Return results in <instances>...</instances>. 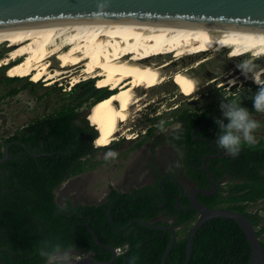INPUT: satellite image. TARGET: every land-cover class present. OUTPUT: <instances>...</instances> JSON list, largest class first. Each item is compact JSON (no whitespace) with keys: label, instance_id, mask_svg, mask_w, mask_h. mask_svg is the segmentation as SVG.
<instances>
[{"label":"trees","instance_id":"1","mask_svg":"<svg viewBox=\"0 0 264 264\" xmlns=\"http://www.w3.org/2000/svg\"><path fill=\"white\" fill-rule=\"evenodd\" d=\"M13 76L24 75L17 73L11 78ZM230 87L229 98L235 86ZM98 90L91 81L80 88L74 105L72 102L63 105L0 141V156L4 155L6 147L8 154L0 163V258L3 264H45L38 248L46 240L71 246L77 255L89 254L99 261L109 260L111 251L98 245L91 231L101 243L115 250L111 264H129L134 256L138 257L135 264H160L172 234L155 225L173 228L176 235L164 264H184L189 229L199 212L175 206L177 197L180 207L189 204V190L184 187L181 194L176 180L183 185L179 177L183 175L193 183L192 188L210 187L201 161L208 154L217 155L218 148L209 141L217 139L218 129L210 132L209 121H204L206 111L181 110L174 116L181 125L171 137L179 160L168 172H160L152 163L155 171L152 183L129 191L110 187L99 203L68 201L61 205L55 199L56 188L68 178L92 168L89 156L97 150L109 149L105 145L94 147L93 141L100 131L88 123L90 120L87 121L85 113L76 109L84 96L93 91L90 94L95 96ZM256 91L241 94L240 98H246L244 105L251 101L253 109L252 97ZM14 92L15 89L11 91ZM110 93L108 88L106 93L94 97L88 107ZM14 139L19 143L9 144ZM159 139L158 136L157 143ZM117 145L113 144L111 149ZM205 164L216 189L211 195L197 193L195 199L210 208L230 209L247 216L264 254V242L260 239L264 226L258 227V216L247 209L252 203L264 200V145H242L237 157L221 149L219 156L206 159ZM161 178L162 195L158 188ZM249 258V245L240 226L232 219L215 217L196 230L186 264H247Z\"/></svg>","mask_w":264,"mask_h":264},{"label":"rangeland","instance_id":"2","mask_svg":"<svg viewBox=\"0 0 264 264\" xmlns=\"http://www.w3.org/2000/svg\"><path fill=\"white\" fill-rule=\"evenodd\" d=\"M149 43L136 48L129 55L156 64L167 63L168 65L160 69L165 79L159 84L148 81L135 90L134 94L140 97V100L131 107L127 120L121 124V132L112 140L116 141L123 136V140L112 149L118 153V157L106 161L104 156L108 150L104 148L89 156L92 168L68 178L56 188L57 203L61 205L68 201L72 204L99 203L104 200L110 187L119 191H129L133 187L152 183L154 177L151 174V157L154 165L162 173L168 172L170 167L178 162L177 151L162 146L161 141L157 143L154 152L150 149L149 139L160 132L162 120L173 117L175 124L174 116L181 110L201 109L211 104L220 107L222 101L230 100L229 92L232 89L230 86L233 85L236 87L233 91L254 90L250 89V86L258 85L253 83V75L264 68V48L256 49L225 43L213 45L201 52L195 48L196 41L162 45L158 48H149ZM22 44H24L22 41L13 38L0 45V59L4 57L10 61L0 65V141L15 129L29 124L38 117L48 116L70 102L74 105L77 102L75 96L81 86H84L81 85L84 82L86 84L93 82V86L99 89L95 94L104 92L103 89L108 91V88H99L96 78L84 79L71 86L70 79L56 80L49 85L48 82L37 81L26 75V78L14 83L16 92L10 94L9 86L1 84V81L3 74L12 75L9 71L10 66L14 59H18L17 51ZM51 61L53 65L62 67L77 64L67 50ZM244 63L252 66L254 73L244 74L238 67ZM179 71L193 78L196 84L194 91L182 81L178 75ZM260 78L264 80V72L260 74ZM90 93L76 106L78 111L87 114V110L92 108L93 105L88 107L93 99ZM254 119L261 125L254 133L258 141L264 138V114H256ZM152 122L158 127L145 137L143 133L146 126ZM88 123L93 125L91 121ZM140 140H143L142 143L135 147V143ZM97 141L98 139L94 141V147H102L103 144H98ZM112 141L105 147H110ZM179 177L184 187L189 190L192 185L187 178L183 175ZM247 209L256 212L259 218L258 227L264 226V200L252 203ZM260 239L264 242V235H261ZM80 256L83 255H77L73 251L70 253L71 261Z\"/></svg>","mask_w":264,"mask_h":264},{"label":"bare ground","instance_id":"3","mask_svg":"<svg viewBox=\"0 0 264 264\" xmlns=\"http://www.w3.org/2000/svg\"><path fill=\"white\" fill-rule=\"evenodd\" d=\"M13 38L24 44L17 51L18 59L13 60L11 74L30 75L49 85L56 80L70 79L69 85L75 86L88 78H96L100 87L109 85L111 93L93 104L87 115V119L100 131L97 139L107 140V143H100L103 145H109L121 132V124L127 120L129 110L140 100L134 94L135 90L148 81L159 84L165 79L160 69L168 64L130 56L136 48L149 42V48H158L193 41H196V50L201 52L225 43L264 48L263 30L157 21L54 23L0 29V45ZM65 50L77 64L66 67L53 65L51 59ZM9 62L7 58L0 59V65ZM263 72L264 68H261L256 73ZM178 75L190 90H195L192 77L182 71Z\"/></svg>","mask_w":264,"mask_h":264},{"label":"water","instance_id":"4","mask_svg":"<svg viewBox=\"0 0 264 264\" xmlns=\"http://www.w3.org/2000/svg\"><path fill=\"white\" fill-rule=\"evenodd\" d=\"M94 21H157L264 31V0H0V29ZM89 110L90 108L87 110L86 119ZM215 156L218 154H208L201 161L210 187L189 189V204L185 208L180 207L178 197L175 201L178 209H194L199 212L196 221L189 229L184 264L189 260L196 230L215 217L232 219L240 226L249 245L250 258L247 264H264L263 247L255 228L245 215L230 209L210 208L195 199L197 193L211 195L215 192L216 183L205 164L206 159ZM7 157L6 147L4 155L0 156V163ZM162 181L163 178L158 185L160 195H162ZM176 182L180 193H184V186L179 181ZM142 222L147 226H154L150 222ZM154 227L166 228L172 234L160 262L164 264L175 243V231L163 225ZM91 233L98 245L111 251L112 257L107 261H99L87 254L77 257L71 261V264H111L115 259V250L101 243L94 231ZM0 264H3L1 258Z\"/></svg>","mask_w":264,"mask_h":264},{"label":"clouds","instance_id":"5","mask_svg":"<svg viewBox=\"0 0 264 264\" xmlns=\"http://www.w3.org/2000/svg\"><path fill=\"white\" fill-rule=\"evenodd\" d=\"M238 67L244 74L254 73V68L247 63L238 65ZM252 81L258 85V90L252 97L253 109L257 113L264 114V80H261L259 73H254ZM220 109L223 118L215 120L219 128L216 143L228 155L237 157L242 150V145L257 143L254 133L260 128V122L254 119L249 109L241 106V103L236 99L222 101ZM176 127H180V125ZM117 157L116 151L109 150L105 153L104 159L109 161L115 160ZM71 251V246H65L58 241H43L38 248V253L45 260V264H71ZM137 259L138 257H132L129 264H135Z\"/></svg>","mask_w":264,"mask_h":264},{"label":"flooded vegetation","instance_id":"6","mask_svg":"<svg viewBox=\"0 0 264 264\" xmlns=\"http://www.w3.org/2000/svg\"><path fill=\"white\" fill-rule=\"evenodd\" d=\"M6 65H8V64H6ZM12 65H13V61H12V63H11V66H10V68L12 67ZM9 67V66H8ZM8 67H7V69H8ZM10 71V70H9ZM3 73H4V71H2ZM7 74H8V72H7ZM11 74V73H10ZM13 75V74H12ZM8 77H10V78H8ZM22 78H26V77H12L11 78V75H9L8 74V76H4V74H3V81H1V84L3 83V84H7L8 86H9V88H10V94H12L11 93V91L12 90H16V88L14 87V83L15 82H19V81H21V79ZM34 83V82H33ZM81 85H87L85 82L84 83H82ZM81 88H83V86H81ZM224 88V87H223ZM235 88L236 87H234V90H235ZM111 89V88H110ZM250 89H254L255 91L256 90H258V87H254L253 85H251L250 86ZM104 90V92H101V93H98V94H96L95 96L94 95H92V97L91 98H94V97H97V96H100L101 94H104V93H106V89H103ZM112 90V89H111ZM111 90H109V91H111ZM254 90H244V91H233L232 93H231V97H230V100H232V99H236V100H238L240 103H241V106H244V107H246V108H248L249 109V111L252 113V115H253V118L255 117V115L256 114H259V113H257V112H255V111H253V109H252V103H251V101H248L247 102V104L245 103V105H244V102L246 101V98L245 97H242V98H240V96H241V94L243 93V92H248L249 94H252V92L254 91ZM113 91H115L114 89H113ZM112 91V92H113ZM91 93H93V92H91ZM137 104V103H136ZM213 105L211 104V105H208V106H206L205 108H201V109H199L198 110V112L199 113H201V112H204V111H206L207 112V116L205 117V119H204V121H209V124H208V127H210V132H215L216 131V129H218V132H217V135H219V128H218V125L215 123V120L217 119V118H221V116H222V112H221V109H220V107H212ZM212 113H215L216 115L214 116V117H211L210 115L212 114ZM45 116H42V117H38V118H36L35 120H37V119H42V118H44ZM222 119V118H221ZM34 120V121H35ZM88 120V119H87ZM34 121H32V122H34ZM126 121V119L123 121V122H125ZM153 121H154V119H153ZM175 121V120H174ZM32 122H30V123H32ZM212 122H214V125L212 124ZM29 123V124H30ZM177 125H181V123L180 122H176L175 121V124H174V122H173V117H170V119H165V120H162V122H161V125H160V132L159 133H157L156 135H155V137H150V141H149V146H150V149L154 152V149L156 148V146H157V142H156V139H157V137L159 136L160 137V139H159V141H161V144H162V146H165V147H170V148H173V149H175L174 147H173V145H172V143H171V137L173 136V132H174V130L175 129H178L179 127H176ZM212 125V126H211ZM26 126H28V124H26V125H22L21 127H19V128H17V129H15L11 134H9L8 136H13V135H15L17 132H20V131H22ZM156 127H158V125L155 123V122H152V123H150L148 126H146V129H145V131H144V136L145 137H147V136H149V134H151L154 130H156ZM123 137V136H122ZM121 137V139H116V141H112L113 142V144H119L120 143V141L121 140H123V138ZM128 138H130V136H128ZM199 138V137H198ZM212 138H213V140L215 139V137H213L212 136ZM216 140V139H215ZM209 141L211 144H213L215 147H217L218 148V156L221 154V149H220V147L217 145V143H216V141ZM94 141H96V140H94ZM12 143H19V141L17 140V139H14V140H12L9 144H12ZM263 143V144H262ZM112 144V145H113ZM256 144H258V145H264V138H262V139H259L258 141H257V143ZM112 145H110V147H109V149H107L108 151L109 150H112L111 149V146ZM244 145H246V144H244ZM105 147V146H104ZM107 147V146H106ZM157 149V148H156ZM176 150V149H175ZM178 160H179V158H178ZM150 163L152 164H155V162H154V160L152 159V157H151V159H150ZM159 170V169H158ZM165 173V172H164ZM151 174H152V176L153 177H155V171L153 170V169H151ZM187 180L190 182V184L193 186V183L187 178ZM222 184H224L225 183V181H223V182H221ZM192 188V187H191ZM190 188V189H191ZM253 214L254 213H256V212H252ZM257 215V214H256ZM247 217V216H246Z\"/></svg>","mask_w":264,"mask_h":264},{"label":"snow or ice","instance_id":"7","mask_svg":"<svg viewBox=\"0 0 264 264\" xmlns=\"http://www.w3.org/2000/svg\"><path fill=\"white\" fill-rule=\"evenodd\" d=\"M97 143L98 144H100V143H107V140H98Z\"/></svg>","mask_w":264,"mask_h":264},{"label":"built area","instance_id":"8","mask_svg":"<svg viewBox=\"0 0 264 264\" xmlns=\"http://www.w3.org/2000/svg\"><path fill=\"white\" fill-rule=\"evenodd\" d=\"M116 250H118V249H116Z\"/></svg>","mask_w":264,"mask_h":264}]
</instances>
